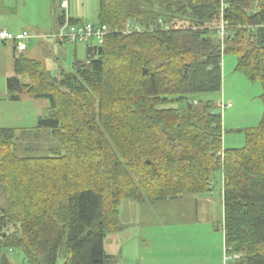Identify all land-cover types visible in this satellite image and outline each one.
Instances as JSON below:
<instances>
[{
	"label": "trees",
	"instance_id": "1",
	"mask_svg": "<svg viewBox=\"0 0 264 264\" xmlns=\"http://www.w3.org/2000/svg\"><path fill=\"white\" fill-rule=\"evenodd\" d=\"M221 2L99 0L92 24L107 38L58 77L15 51L23 92L49 104L36 128L55 144L23 156L17 132L0 129V262L19 252L21 264H116L105 239L126 228L122 201L198 197L221 173L226 255L264 264V113L243 147L225 148L226 103L195 99L222 93L226 54L264 89V0H228L223 40Z\"/></svg>",
	"mask_w": 264,
	"mask_h": 264
},
{
	"label": "rangeland",
	"instance_id": "2",
	"mask_svg": "<svg viewBox=\"0 0 264 264\" xmlns=\"http://www.w3.org/2000/svg\"><path fill=\"white\" fill-rule=\"evenodd\" d=\"M61 0H0V31L13 36L24 31L33 39L24 57L39 63L42 71L58 77L61 71L71 72L78 61L87 60V44L70 42L60 44L54 36L60 27ZM71 18L86 22L98 21L99 0H70L66 11ZM91 45H97L95 41ZM16 42L0 46V129L17 132L13 148L20 147L23 156L47 155L48 146L54 148L49 130L37 129L41 116H49L46 100L21 93L20 101H11L7 83L15 73ZM237 56L226 54L223 59V91L196 95V101L224 102L221 105L224 120V147L241 148L246 142L247 129L259 125L264 104L260 82H252L235 70ZM21 82L29 79L22 77ZM39 116V117H38ZM58 144L56 143V147ZM42 149V151H41ZM222 174L213 178L211 192L198 197L177 200H124L120 205L124 230L109 234L106 251L118 258L116 264H176V257L187 252L189 260L199 264H231L226 255L224 240V205ZM4 200L0 194V208ZM221 256V259L219 257ZM8 259L21 264L20 253Z\"/></svg>",
	"mask_w": 264,
	"mask_h": 264
},
{
	"label": "built area",
	"instance_id": "3",
	"mask_svg": "<svg viewBox=\"0 0 264 264\" xmlns=\"http://www.w3.org/2000/svg\"><path fill=\"white\" fill-rule=\"evenodd\" d=\"M70 0H62L61 6L66 12L69 8ZM228 0H222L221 2V25L218 28L219 36L223 40L227 36V23L225 21V12L227 10ZM110 30L107 26H99L94 25L92 23H78L72 24L69 15L67 14L66 20L63 24L60 25V29L58 32L51 36L56 40L60 41L61 43H90V42H97L98 44H103L105 39L107 38ZM33 39V36L24 31L16 36H13L6 30L0 31V46L5 44L8 41L16 42V56L21 55L24 53L27 48L29 42Z\"/></svg>",
	"mask_w": 264,
	"mask_h": 264
},
{
	"label": "water",
	"instance_id": "4",
	"mask_svg": "<svg viewBox=\"0 0 264 264\" xmlns=\"http://www.w3.org/2000/svg\"><path fill=\"white\" fill-rule=\"evenodd\" d=\"M63 13H65V11H63ZM89 68H91V64H89ZM10 82L12 83V85L14 86V88L19 92L22 93L23 92V88H22V84H21V80L18 77H13ZM189 107H192V103H189ZM0 264H11L10 260L8 259V257L6 256V254H3L1 257V262Z\"/></svg>",
	"mask_w": 264,
	"mask_h": 264
},
{
	"label": "crops",
	"instance_id": "5",
	"mask_svg": "<svg viewBox=\"0 0 264 264\" xmlns=\"http://www.w3.org/2000/svg\"><path fill=\"white\" fill-rule=\"evenodd\" d=\"M7 31V30H6ZM56 33V32H55ZM58 41V40H57ZM60 44H63V43H61L60 41H58ZM85 44V43H84ZM27 50H28V48H27ZM26 50V51H27ZM25 51V52H26ZM25 52H24V54H25ZM23 54V55H24ZM7 89H8V83H7ZM39 117V116H38ZM40 118V117H39ZM127 228V227H126ZM219 257H220V259H221V256L219 255ZM176 264H196L195 262H192V261H190L189 260V257H188V254H187V252H185L184 253V255L182 254V252H181V256L180 257H176ZM199 264H204V261H199ZM217 264V263H216ZM219 264H222V261H220V263Z\"/></svg>",
	"mask_w": 264,
	"mask_h": 264
},
{
	"label": "bare ground",
	"instance_id": "6",
	"mask_svg": "<svg viewBox=\"0 0 264 264\" xmlns=\"http://www.w3.org/2000/svg\"><path fill=\"white\" fill-rule=\"evenodd\" d=\"M62 7V6H61ZM63 15H65V13L63 14ZM90 22V21H89ZM59 25H61V24H59ZM89 44V43H88ZM91 45V44H90Z\"/></svg>",
	"mask_w": 264,
	"mask_h": 264
}]
</instances>
